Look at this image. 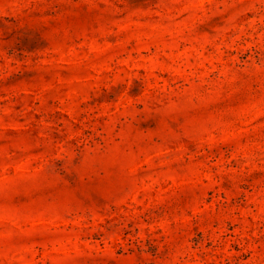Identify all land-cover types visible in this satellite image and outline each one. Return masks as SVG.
<instances>
[{
    "label": "rangeland",
    "instance_id": "rangeland-1",
    "mask_svg": "<svg viewBox=\"0 0 264 264\" xmlns=\"http://www.w3.org/2000/svg\"><path fill=\"white\" fill-rule=\"evenodd\" d=\"M0 264H264V0H0Z\"/></svg>",
    "mask_w": 264,
    "mask_h": 264
}]
</instances>
